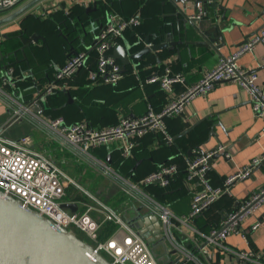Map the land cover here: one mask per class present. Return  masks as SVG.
I'll return each instance as SVG.
<instances>
[{
  "label": "built area",
  "instance_id": "2783aa9c",
  "mask_svg": "<svg viewBox=\"0 0 264 264\" xmlns=\"http://www.w3.org/2000/svg\"><path fill=\"white\" fill-rule=\"evenodd\" d=\"M23 1L26 0H0V16L9 13ZM196 6L197 10L192 16L202 19L206 15L202 1H197ZM44 11L49 12L48 9ZM141 21L139 12L127 16L117 11H109L91 46L68 56L55 70L54 78L26 103L16 96L17 82L22 73L17 72L12 63L5 62L0 76V93L4 94V106L11 107L10 103H16L12 117L31 114L39 119L61 146L90 157L95 164L103 165L111 172H114L112 165L94 154V150L117 144L119 158L126 159L132 156L137 142L151 131H160L166 140L172 139V135L167 132L165 117L181 112L185 102L198 94L207 93L222 81L236 82L246 90L254 114L264 117V77L261 79L256 70L244 66L238 60L240 55L253 49L256 44L264 43V26L238 45L233 53L220 57L216 65L208 69L199 81L189 85L177 99L170 101L161 110L149 104L141 114L122 115L117 122L100 127L86 118L68 122L63 115L46 114L45 104L49 96L60 89L70 88L80 74L84 73L86 79L93 84L118 83L125 71L122 63L111 53L125 31L138 27ZM146 83H158L164 92L169 93L175 84L186 83V75L183 71H173L167 67L162 73L148 76ZM40 109L44 111L41 113ZM6 128L8 125L0 126V189L5 195L19 199L24 207L38 210L55 223L75 233L76 230L82 231L114 264H162L139 230L124 221L120 213L107 205L94 207L84 204V208L78 206L76 210L62 206L64 202L77 203L67 196V188L75 181L54 158L39 149L34 137L30 134L15 136L7 132ZM220 148L222 149V146ZM194 151L198 153L192 156L184 154L180 162H163L138 180L128 179L127 182L151 204L152 208L145 202L141 203L146 205V211L151 209L158 214L168 238L171 237L175 246L181 243L177 241L171 229L177 226V222L187 224L194 232V249H185L184 246L178 245L187 260L207 264L211 259V249L217 247L239 257L245 264H264L263 252L256 251L251 246L236 249L226 243L228 236L233 233H240L248 239V230H244L242 223L255 209L264 204V184L240 199L237 206L226 211L218 224L213 225L209 231L202 230L196 224V219L222 195L229 193L233 184L252 173L264 155L254 157L250 163L225 176L221 184L215 185L209 176L208 160L216 150L205 149L201 152L195 148ZM181 171L185 172V186L190 188L196 184L191 192L190 208L183 216L176 214L166 202L144 191V187L149 184L169 188ZM114 173L121 176L116 171ZM93 212H97L101 217H95ZM262 217L264 218V215ZM104 220H113L119 227L106 240H100L99 234ZM258 224L259 221H256L250 228L254 229ZM198 253H201L202 257Z\"/></svg>",
  "mask_w": 264,
  "mask_h": 264
},
{
  "label": "crops",
  "instance_id": "0c3cea01",
  "mask_svg": "<svg viewBox=\"0 0 264 264\" xmlns=\"http://www.w3.org/2000/svg\"><path fill=\"white\" fill-rule=\"evenodd\" d=\"M52 1L54 4L50 7H44L47 6L45 3L46 0L41 2L43 5L39 3L40 6H42V11L48 9L50 13L54 14L58 9L62 8L68 13V8L77 3L85 6L88 13L87 15H90L92 18L90 21L88 19L83 21L82 19L78 22V24H80L78 25L79 27L82 25V22L86 24L83 25L79 32L69 31L71 26L69 27L67 24L61 26L63 23L62 19H55V22L49 20L50 23L41 21L43 19L41 17L42 15L41 13H36V7H34L30 12L4 24L0 28L2 32L0 39L6 38L9 34L13 35V33H16L13 36L15 38L18 37L20 44L18 50L13 53V55L16 54V59L13 62L20 63L22 70L29 74L28 81H30V86L34 81V74H36L44 84L52 80L55 70L67 60L68 56L78 50L86 49L91 46L105 22V18L95 20L99 12L93 9L90 11L87 10L88 6L92 7L94 0ZM201 1L203 5H206L204 2L205 0ZM217 3L221 5V7H217L216 12H214L215 7L213 6V0H208L207 7L208 10L211 11V15L209 14L210 16L208 17V14H206L202 19H199V22L203 27L216 24V43L223 44L219 48L220 53L216 52L211 47L183 44L180 45L179 53L177 49H174L172 51L164 50L157 54L153 53L147 55L148 59H146L145 62H149L150 65L144 66L140 64L137 67L129 65L127 67L128 70L125 71V75L118 83L95 84L97 86H93L91 90L93 94L88 91L82 92L80 95L81 102L93 113L88 115L89 118H81H87L96 126H104L117 122L122 115L141 114L146 111L149 104L155 109L161 110L170 101L177 99L180 93L189 85L199 81L208 69L216 65L220 57L233 53L241 42L264 26V0H217ZM60 4H63V7H61ZM114 4L116 7L109 11H117L127 16L135 12L141 14L142 21L139 27L128 28L123 34L124 38L133 39L135 33H139L142 30H154L158 23L164 20L168 21L174 19V17L167 15L168 12L174 10L170 0H115ZM179 5L181 7L185 5V9L189 16H192L195 12L196 5L194 0H186L184 5L182 2H179ZM30 16H33L36 21L26 20V22H24V19H27V17L30 19ZM38 18L41 20H38ZM22 23L24 24L23 29L21 28ZM85 26H87L86 31L84 30ZM32 34H36V39L32 37ZM69 34L70 38H68ZM194 36V32L191 30L188 38H193ZM122 40L121 38L120 42ZM205 52H210L212 55ZM9 55L11 54H8V56ZM200 56L204 59H201ZM263 57L264 43H258L253 49L240 55L238 60L244 66L256 70L262 79L264 77ZM157 58H160V60L157 61ZM9 62H12V60L10 59ZM23 62L25 63L24 66L22 65ZM167 67H170L173 71H183L186 75V83L175 84L173 90L169 93L164 92L158 83H146V78L148 76L152 75L154 72L162 73ZM83 75L85 76L84 73L80 74L76 78L77 82L70 85L72 91L80 89V85L83 82ZM30 86L26 85L19 93L16 92V96L22 102H28L29 99L25 98V95L28 93V90H30ZM83 90L84 89H81L79 91ZM73 99H76V97ZM10 108L11 107L0 104V114L4 116V118L8 116L6 120H9L11 116ZM45 112L48 114L47 111ZM114 116L116 117L114 118ZM206 116H210L213 121L223 122V124L217 125L216 131L223 142L229 146L225 156L221 155L213 159L212 167L209 168L211 182L215 185H219L223 182L225 176L250 163L254 157L264 155V117L254 114L251 108L250 96L246 90L241 88L236 82L222 81L216 84L207 93L198 94L185 102L181 112L166 116L165 122L168 130L175 135L187 126ZM6 120L0 126H5L7 124ZM198 128L203 130V136H206L208 130L206 128V122H201ZM195 135V132L191 131L185 136L173 140L170 143L166 140L165 143L168 144H162L163 142L160 139L162 135L160 136L159 132H149L145 134L143 138L137 142L132 152L131 157L135 159L133 172L137 173L135 170L140 169L145 161L149 167L148 171H151L163 162H180L184 154L192 156V152L189 154L186 149L185 151H179L177 153H175V150H177V142L181 145H186L192 142ZM195 143H197V141ZM215 144H217V140L212 136V138L205 143L204 147L209 150L213 148ZM111 145L113 149L116 148V155L119 151L117 149V144ZM98 149L94 150V154L104 160L108 154H110V157L111 155L113 156L111 151L113 149H110V145L107 148L108 152L105 154L98 153ZM138 160L142 161L136 165ZM110 164H113L112 157ZM136 180L137 179H132L131 181ZM263 184L264 163L262 162L255 166L249 176L233 184L229 193L222 195L199 217L207 221L206 224L210 229L213 225L218 224L226 211L236 207L240 199L253 190L260 188ZM195 186L196 184L192 185L190 188L184 186L185 188L179 187V189H175V191L170 190L171 193L173 192L174 194L163 198L164 202H166L176 214L183 216L190 208L192 196L190 192H193ZM155 187L158 188V185H146L144 191L146 194L156 197ZM68 198L76 200L77 206L81 208V200L73 196H68ZM142 202L147 203L152 208L147 200H140L135 204L138 206ZM129 203H131V201H129L128 204ZM130 205H132V203ZM133 206L134 203L130 207L132 208ZM120 215L124 221L128 222L126 220L127 214L125 213V209L124 211L122 210ZM262 215H264V204L255 209L242 223L244 230H248V239L240 233H233L228 236L226 241L227 245L236 249H246L251 246L254 250L264 253V218ZM256 221H259L258 226L251 229V225ZM177 223V226L171 229L173 234L175 233L177 241L181 242L178 245L184 246L185 249H194L195 240L192 239V236L195 235L194 232L191 231L187 224L183 222ZM118 227L119 224L116 229ZM209 229L206 231H209ZM158 243L163 246V243ZM211 251V259L207 264L239 263L236 260V256H232L224 250L213 247ZM198 255L202 257L201 253H198ZM157 259L160 261V258ZM182 259L176 261L168 259L164 261L163 264H180ZM194 264L197 263L194 262Z\"/></svg>",
  "mask_w": 264,
  "mask_h": 264
},
{
  "label": "water",
  "instance_id": "95a60500",
  "mask_svg": "<svg viewBox=\"0 0 264 264\" xmlns=\"http://www.w3.org/2000/svg\"><path fill=\"white\" fill-rule=\"evenodd\" d=\"M42 1L43 0L23 1L9 13L0 16V28L4 24L30 12ZM194 1L196 5V2L199 0ZM170 2L172 3L174 10L168 12L167 15L174 17V19L168 21L164 20L158 23L154 30H142L139 33H135L133 39L122 37L123 40L114 46L111 55L122 63L124 68L123 71L128 70L127 67L129 65L134 67H137L140 64L144 66L150 65V63L145 62V60L148 59L147 55L153 53L157 54L160 51H172L174 49H177V52L179 53L180 45L183 44L211 47L213 50L220 53L219 48L223 44L216 43V24L203 27L199 22V19L189 16L184 5L186 0H170ZM179 2H182L184 7H181ZM204 2L206 4L204 5V8L209 17L211 11L208 10L207 7L208 0H205ZM60 6L63 7V4ZM213 6L215 7L214 12H216L217 7H221V5L217 3V0H213ZM195 8L196 11L197 6H195ZM91 9L99 12V15L95 17V20L106 18L107 13L109 12L107 9L104 11L99 9L96 0L93 1L92 7L88 6L87 8L89 11ZM191 30L194 32L195 36L193 38H188ZM1 34L2 32L0 31V35ZM32 37L36 39L37 36L36 34H32ZM2 58L3 55L1 54V59ZM159 60L160 58H157V61ZM153 74H156V72ZM33 87L36 88L34 92L35 95V93L39 91L38 84L35 83ZM66 92L68 94V102H71L73 97L69 91ZM66 103L57 107L62 108ZM48 105L50 106L49 101L45 104V108H47ZM39 111L42 113L44 110L40 109ZM201 122H206V128L208 129L206 136H203V130L198 128ZM218 124H223V122L213 121L210 116H206L179 131L172 136V139L167 141L170 143L171 141L194 131L196 135L192 139V142L186 144L185 149L189 154L192 152V154L195 155L198 152H195L194 149L197 148L201 152H204L205 143L214 136L217 140V144L211 148L216 151L208 160L210 168L212 167L213 159L221 155L225 156L226 151L229 149V146L223 142L222 138L216 131ZM6 125H8V122ZM196 141L197 143H195ZM221 146L222 149L220 148ZM106 161L108 163L111 162L110 154L106 157ZM141 161L142 160H138L136 165ZM262 162L264 163V158L261 163ZM62 206L69 207L72 210L78 209L75 202H64L62 203ZM145 208V204L126 208V220L131 226L139 230L152 248L156 245L153 240H156L157 243H163V246L166 247L165 242L168 239V236L158 214L151 209L145 211ZM147 229H149L150 232H148ZM151 232L154 233L153 236H150ZM185 260H187V258H183L180 264L184 263ZM236 260L239 262L238 264H245L244 262H241L240 258L237 256ZM0 264L114 263L91 242L81 238L70 229L55 223L52 219L38 210L24 207L19 199L11 195H5L0 189Z\"/></svg>",
  "mask_w": 264,
  "mask_h": 264
},
{
  "label": "rangeland",
  "instance_id": "374dc122",
  "mask_svg": "<svg viewBox=\"0 0 264 264\" xmlns=\"http://www.w3.org/2000/svg\"><path fill=\"white\" fill-rule=\"evenodd\" d=\"M45 3L47 6L44 7H50L54 4L52 0H46ZM63 3L65 4L64 1ZM41 5H43V3H41ZM41 7L42 6L38 4L35 10L36 13H41L43 20H47L49 16L53 15L50 12L42 11ZM57 12L58 11H56V13ZM26 20H31L33 22L36 21L33 16H30V19L27 17V19H24V22H26ZM23 25L24 24L22 23V29L24 28ZM1 40L2 39H0V42ZM90 85L95 84L90 83ZM0 98L2 99L0 100V104L4 105L3 93H0ZM77 99L80 101L81 97H77ZM10 104L12 105L10 108L11 116L9 117V120H6L8 116L4 118V116H1L0 114V125L6 120V122H8V128H6L7 132L15 136L30 134L32 137H34L39 149L43 153L50 155L61 165L62 169H64L76 182L72 183L67 188L68 196H75L81 200V205L87 204L94 207H102L101 204H105L118 213H122V210L124 211V209L132 206L133 203H138L140 200H147L143 198L141 193L136 192L127 182L128 179H137L138 177H143L146 175V173H148L147 171L149 170V167L146 161L140 167L137 173L133 172L132 176L131 173H128V167L132 165H129V163H133V160L128 159L127 162L130 161L129 163H116L115 166L112 164L114 172L116 171L119 173L121 175L119 176L114 172L106 170L103 165L95 164L90 157L79 154L67 147L61 146L58 140L50 133L49 130L44 127L39 119L32 117L31 114L26 113L18 117H12L13 109L16 103ZM63 114V116L66 118L67 116L69 117V115H71L70 112L69 114L63 112ZM129 201H131L132 205H130L131 203L128 204ZM94 215L96 217H101V215H99L97 212H94ZM104 233H106V231L103 228L101 230V236L105 235ZM150 236H153V234H150ZM169 238L170 239H167L165 242L166 247H163L161 244L157 243L156 240H153L156 245L152 250L154 251L156 257L160 258L162 264L168 259H171V261H176L185 258L184 252L180 250L178 245H174L171 237ZM84 239L93 243L86 237ZM185 261L187 263L188 260Z\"/></svg>",
  "mask_w": 264,
  "mask_h": 264
},
{
  "label": "trees",
  "instance_id": "16d2710c",
  "mask_svg": "<svg viewBox=\"0 0 264 264\" xmlns=\"http://www.w3.org/2000/svg\"><path fill=\"white\" fill-rule=\"evenodd\" d=\"M96 1H97V4H98L99 9H102L103 11L105 9L110 10V9H113L114 7H116L115 4H114V1L115 0H96ZM68 9H69V12L68 13H66L65 9L60 8V9L57 10L58 11L57 13L55 12L56 14L54 13L53 15L49 16V18L47 20L46 19H44V20L42 19L41 20L39 18H38V20H41L43 22L50 23L49 20L51 22H52V20L55 22V19H59V20L62 19L63 20V23L61 24V26H63L64 24H67L69 27L71 26V28L69 29V31H77V32H79V30L82 29L83 25H86V24L82 22V25L79 27L78 25H80V24H78V22H80L82 19H83V21L86 20V19H88L90 21V19L92 18L90 15L89 16L87 15L88 13L86 11V8L82 4H77L76 3V4L72 5ZM135 28H137V27H135ZM84 30L85 31L87 30V26L84 27ZM63 33H64V31H63ZM14 34H16V33H13V35ZM13 35L12 34H9L6 38H2V40L0 42V76H1L2 71L4 69L5 62L12 63L15 66L17 72L22 73L20 75V78L18 79V82H17L18 86L16 87V91L19 93V91L21 89H23L24 86H26V85H29L30 86V81H28L29 80L28 79L29 78L28 77L29 75L25 74V71L22 70V67H21L20 63L18 64V63H14L13 62L16 59V54L13 55V53L16 50H18V47H19V44H20V41H19L18 37L15 38ZM69 36H70V34L68 35V38H70ZM205 53H210V52H205ZM1 54L4 57L3 59H1ZM8 54H11V55L8 56ZM200 58L202 59L203 57L200 56ZM10 59L12 60V62H9ZM22 65L24 66L25 63L23 62ZM82 78L81 79H82L83 82L81 83L79 90L84 89L83 91H79V90H76V91L73 90L72 91L70 88H68L66 90L65 89H60V90L54 92L53 94H51L49 96L48 101L50 102V106L48 105V107L46 108V111H47L48 114H50V115L52 114L53 116H55V115H58V114L59 115H64L63 112H66L68 114L70 112L71 115H69V117L67 116V118L65 117L68 122L77 121L81 117H88L89 118L88 115L90 113H93V112H91L85 106V104H83L81 102V100L78 101L77 97H80L81 93L84 92V91H88V92H91V94H93V92L91 91L92 90V87L93 86H97V85H90V82L86 79V77L84 75H83ZM33 80L34 81L32 82V85L30 86V90H28V93H26V95H25V98H27V99H30L34 95V92H35V89L36 88L33 87V85L35 83L38 84V88L39 89L42 88L45 85L43 82H41V79L36 74H34V79ZM66 91H69L70 94L72 95V97L73 98L76 97V99H73L70 103H67L62 108H58L57 106H60L63 103L68 102V94H67ZM53 107H55V108H53ZM126 115H128V114H126ZM115 117L116 116H114V118ZM98 127H100V126H98ZM151 132H159L160 133V136L162 135V137H160V139L163 142L162 144H168V143H165L166 142V139L164 138V134H162V132H160V131H151ZM167 132L170 135H172V136L174 135L172 132H170L168 130V128H167ZM183 136H185V135H183ZM108 147L109 146L102 147V148L98 149L97 152L98 153H101V154H105V153L108 152V150H107ZM176 147H177V150H175L176 151L175 153H177L179 151H185L186 145L185 144L184 145H181L179 142H177L176 143ZM110 149H113V146L112 145H110ZM115 150H116V148H114L113 150H111L112 153H113V156L115 155ZM113 156L111 155L112 162H113V165L114 166H115L116 163H119V164L124 163L125 164L128 159L133 160V163H129L130 161L127 162V163H129V165L132 164L130 167H128L129 168L128 173H131V176H132L133 175V171H134L133 167H134V164H135V159H133L132 157H128L126 159L119 158L118 157L119 156V151L114 156V158H113ZM158 166H160V165H158ZM135 171L138 172L139 169H136ZM184 174H185V172L184 171H181L180 174L177 176V178L174 180L173 184L169 188H162L160 186H158V188L155 187L156 189H154V190L156 191V197L158 199L164 201L163 198H165L166 196H171V195L174 194L173 192L171 193V191H175V189H179V187H184L185 186L184 181H183V178L185 176ZM138 179H139V177L137 178V180ZM191 195H192V193H191ZM73 197H75V196H73ZM84 207H85L84 205H81V208H84ZM93 214H94V212H93ZM99 219H101V218H99ZM206 222L207 221L204 220V219H202L201 217H199V218L196 219L197 226L199 228H201L202 230H204V231H206V230L209 229V227L206 224ZM117 226H118V223L115 222V221H113V220H104L102 222V225H101L99 239L100 240H106L113 233V231L116 229ZM103 228L105 229L106 233H104L105 235L101 236V230ZM76 234H78L81 238H85L86 237L87 239H89L87 237V235L84 234L80 230H76ZM182 264H194V262H192L191 260H188L187 263L185 261Z\"/></svg>",
  "mask_w": 264,
  "mask_h": 264
},
{
  "label": "flooded vegetation",
  "instance_id": "af4514ba",
  "mask_svg": "<svg viewBox=\"0 0 264 264\" xmlns=\"http://www.w3.org/2000/svg\"><path fill=\"white\" fill-rule=\"evenodd\" d=\"M147 231H148V232H150V230H149V229H147ZM152 231H153V230H152ZM150 234H153V235H154V233H153V232H151Z\"/></svg>",
  "mask_w": 264,
  "mask_h": 264
}]
</instances>
